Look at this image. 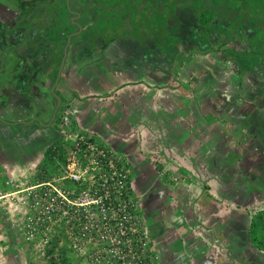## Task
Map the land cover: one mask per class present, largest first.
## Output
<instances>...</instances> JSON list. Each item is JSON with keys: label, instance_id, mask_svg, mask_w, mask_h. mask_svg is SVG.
I'll return each instance as SVG.
<instances>
[{"label": "rangeland", "instance_id": "rangeland-1", "mask_svg": "<svg viewBox=\"0 0 264 264\" xmlns=\"http://www.w3.org/2000/svg\"><path fill=\"white\" fill-rule=\"evenodd\" d=\"M42 1L0 0V119L10 123L0 121V177L10 176L21 183L32 181L42 169L59 172L65 161L45 164L48 150L61 145L67 159L75 140L88 136L72 134L74 116L68 112L73 99L80 98L81 73L84 78L88 71L99 80L103 77L99 88L94 87L93 75L88 80L102 90L106 78L112 76L106 68L131 71L143 80L154 79L155 85H149L147 92L153 87L171 90L167 109L173 116L166 117L167 127L161 121L157 127L162 143L176 146L178 136L187 147L181 148L182 153L189 154L184 161L162 153L159 159L153 156L135 164L130 163L132 157L118 152L131 176L132 193L158 254L157 263L264 264V249L259 247L264 240V59L256 60L258 69L240 75L238 65L224 61L221 53L200 54L182 48L165 70L168 77L158 80L154 68H149L155 66L152 61L150 65L140 62L146 48L124 41L87 53L85 46L76 43L56 86L61 65L54 75L45 67L47 49L31 51L22 46L5 60L1 58L6 29ZM56 94L61 105L52 120ZM15 121L28 123L11 125ZM194 145L199 153H187ZM0 220H5L1 213ZM7 231L5 227L0 231V264H65L61 256L62 250H70L68 242L59 252L50 250L42 257L29 251L18 228ZM71 255L78 264H91L74 252Z\"/></svg>", "mask_w": 264, "mask_h": 264}, {"label": "built area", "instance_id": "built-area-1", "mask_svg": "<svg viewBox=\"0 0 264 264\" xmlns=\"http://www.w3.org/2000/svg\"><path fill=\"white\" fill-rule=\"evenodd\" d=\"M77 139L59 172L42 169L21 183L0 177V231L18 228L29 251L42 257L68 242L82 262L158 264L118 154L93 137Z\"/></svg>", "mask_w": 264, "mask_h": 264}, {"label": "trees", "instance_id": "trees-1", "mask_svg": "<svg viewBox=\"0 0 264 264\" xmlns=\"http://www.w3.org/2000/svg\"><path fill=\"white\" fill-rule=\"evenodd\" d=\"M78 1H80V4L78 5L80 6V9L76 8L73 3L69 5L72 10L74 9L81 13V19L79 21L80 26L74 23L71 19L72 14L69 11L67 0H57V2L43 0L40 4H36V6L23 13L21 19L17 23L18 25L7 28L11 29L12 32L6 35L7 44H5L6 46L1 52L2 60H5L9 55L15 54L17 46L14 45L12 39L17 41L19 38H22L21 42L26 43L27 47L30 49H33V47L37 46L41 41V44H44V47H46L48 52L47 65L45 67L51 70L54 75L55 72H58L61 65L64 56V49L67 46L69 37L72 38L71 43L73 45L76 43L81 44V46H85V48L92 52L100 50V45H102V43L108 45L119 39L128 41L130 39L135 40L140 38V42L143 39H147V36H142L134 31V29L139 30L144 27V32H147V28L142 25L135 26L130 18L127 19V17H125L126 15H131L133 13L132 8L135 3H133L132 0H118L117 6L122 7V16L125 17L122 20L118 19V24L116 23V18L113 14L114 12L108 11L109 7L107 5V7L101 5L98 10H93L92 18L89 19L84 12L86 0ZM71 2H73V0H71ZM203 2H205V0H203ZM253 2L254 4L251 6L253 17L250 20V32L252 33L250 46L252 52L246 54L244 52L233 50L224 53L234 65L239 66L240 75H243L247 69H258L256 66V60L259 58L264 59V0H253ZM143 4L145 5V0H143ZM194 4L198 5L196 2H194ZM218 4H221L220 0H218ZM214 13V11L204 12L205 16L203 23L205 25L204 29L207 32H211L215 27L214 23H212ZM22 26H24L25 34L15 37L14 30H17V28ZM117 26L121 29V33L117 32ZM80 27L82 28V32H80ZM242 27L243 16L242 14H238L234 16V30L236 32L234 39L240 42L248 39L247 34L243 33ZM195 37L199 38L201 43H203V46L209 45L211 40L210 36L201 37V35H197ZM232 38L233 37L231 36L230 39ZM178 40L179 38L171 34L167 40V46L169 48L166 46L163 49L162 47V51H169L170 56L173 57L175 54L174 45ZM157 41L162 43V40L159 38ZM250 57H253V60ZM52 79H56V77L53 76ZM262 103H264V101H262ZM45 157V164L47 165L54 164L58 159L60 161L66 160L61 145L50 148ZM262 219L264 218L262 217ZM259 247L264 249V240L260 242ZM71 254L72 252L70 250H62V262L65 264H78V260L75 261Z\"/></svg>", "mask_w": 264, "mask_h": 264}, {"label": "crops", "instance_id": "crops-1", "mask_svg": "<svg viewBox=\"0 0 264 264\" xmlns=\"http://www.w3.org/2000/svg\"><path fill=\"white\" fill-rule=\"evenodd\" d=\"M113 42L115 43V41ZM123 43L124 41L118 45ZM88 69L91 70L92 68L89 67ZM112 69L111 67L106 68V71L112 76L109 79L106 78L107 81L102 90H96L95 88H99L101 81H105L103 77L101 78L102 80H99L93 75L94 73L92 74L88 71L85 72L88 77L84 78L83 72L81 73L77 90L80 98L73 99V102L69 105L70 111H68L74 116L72 134L76 136L78 133H85L89 137H93L97 141L104 143V145L111 147L117 154L120 152L126 154L127 157H132L133 162L131 161L130 163L135 164H139L142 160L145 163V159L149 161V157L153 156L159 159L162 153L183 161L185 157H189V154L185 155L182 153L184 150L181 148L186 149L187 147L186 144L181 143L180 137L177 136L175 138L178 143L176 146L174 144L167 145L165 140L162 143L161 132L157 127L156 122L160 121L167 127L169 122L166 117L169 116L170 119L173 116L170 117L169 109H167L171 107L170 101L173 98L171 90L168 92L163 91V93L162 90H157L153 87L150 92H147L149 91V85H155L154 79L149 82L131 73V71L120 70L121 72H118V68ZM102 72H104L103 69ZM102 72L100 71V75ZM89 74L95 77V88L92 87V82L88 83ZM95 75L98 76V73ZM143 88H145L146 92ZM142 99L145 100V103L142 102ZM167 112L169 115H166ZM173 112L179 115L178 111ZM199 116L201 117V114ZM173 122L175 123V121ZM15 123L23 124V121H15ZM24 125H27V123ZM42 127L44 128V126ZM38 131L41 134L43 133L42 128H39ZM197 150L199 149L194 145L187 153L192 152L191 154L196 153L197 155L199 153ZM180 152L182 156H180ZM196 155L194 156L197 159ZM183 161L180 163L184 164L185 162ZM175 162L179 163L178 160Z\"/></svg>", "mask_w": 264, "mask_h": 264}, {"label": "flooded vegetation", "instance_id": "flooded-vegetation-1", "mask_svg": "<svg viewBox=\"0 0 264 264\" xmlns=\"http://www.w3.org/2000/svg\"><path fill=\"white\" fill-rule=\"evenodd\" d=\"M52 1L57 2V0ZM132 1L135 3V5H133L134 7L132 8V16L126 15L125 17H127V19L130 18L135 26H145L147 28V32H144V27L140 28L139 30L134 29V31L137 34H141L142 36H147V39H143L141 42L140 38L135 40L130 39L128 41H130L132 46L135 48H146L147 54L142 58L143 61L140 60V62H146L149 64L152 61V64L155 66H147L150 69L154 68L157 76L156 78L158 80L160 78L164 79L168 77L165 75V70H168L172 57L170 56L169 51H162V47L164 49L167 46V40L171 34L179 38L178 42L174 45V50L175 52L178 51V53L182 48L183 51H186V48H192L190 49V52L200 54L221 53V55H225L224 53H228L233 50L244 52L246 54L250 52V38L252 35L250 32V20L253 17V10L251 8V6L254 4L253 0H220V5L218 4V0H205V2H203V0H145V5L143 4V0ZM194 2L198 3V5H195ZM71 3L75 4L76 8L80 9V6H78L80 1L73 0V2H71V0H67L69 11L72 14L71 19L74 23L80 26L79 21L81 19V13L77 10H72L71 6L69 5ZM85 4L86 6H83L84 12L86 17L89 19L92 18L93 10H98L101 5H107L109 7L108 11L114 12L113 14L115 15L117 24L120 19L122 20L125 18L122 16V7L117 6L118 0H86ZM208 11L215 12L212 22L214 23L215 27L211 32H207L204 29L205 25L203 23L205 16L204 12ZM238 14H242L243 16L242 29L243 33L247 34L248 38L242 42L234 39L236 34L234 30V16ZM17 23H14L11 27L18 25ZM116 30L117 32H122L121 29H119V26H117ZM11 32V29H6L5 41L6 35L10 34ZM14 32L15 37L25 34L24 26L17 28V30H14ZM197 35H201V37L210 36L211 40L209 45L203 46V43H201L199 38L195 37ZM231 36L233 37L232 39H230ZM158 38L162 40V43L157 41ZM21 39L22 38H19L17 41L12 39V42L15 46H17V48H21L22 46L26 48V43H22ZM122 41V39H119L116 40L115 43L120 44ZM102 45L104 46L103 43ZM102 45L100 46L102 47ZM239 46H242V48L240 49ZM44 48L46 49L44 44H41L40 41L37 46L33 47V49L29 48V50L39 51ZM73 48H75V45L71 43L68 48V54L69 51H74ZM98 51L101 52L100 50ZM91 52L92 51L87 49V53ZM225 56H222L224 61H228L229 63L232 62ZM232 64L234 63L232 62ZM237 67L239 69V66ZM137 68L142 67L138 64ZM55 117L56 116L53 115L52 120H54ZM6 124L10 125V123Z\"/></svg>", "mask_w": 264, "mask_h": 264}, {"label": "water", "instance_id": "water-1", "mask_svg": "<svg viewBox=\"0 0 264 264\" xmlns=\"http://www.w3.org/2000/svg\"><path fill=\"white\" fill-rule=\"evenodd\" d=\"M80 32H82V28L80 27ZM79 32V33H80ZM71 37H69V40H68V43H67V46L65 47V49H64V56H63V59H62V62H61V68L59 69V74L57 75V79H56V86L59 84V82H60V80H61V77H62V73H63V69H64V67H65V65H66V62H67V58H68V48H69V46H70V44H71ZM55 86V87H56ZM52 92L53 93H55V88H53L52 89ZM55 98H56V100H57V108H56V110H55V113H54V116H56V114H57V111H58V108L60 107V105H61V98L56 94L55 95ZM0 121L1 122H3V123H7V122H5V121H3L2 119H0ZM26 123H28V122H23V124H26ZM16 124V123H15ZM15 124H11V125H15Z\"/></svg>", "mask_w": 264, "mask_h": 264}]
</instances>
